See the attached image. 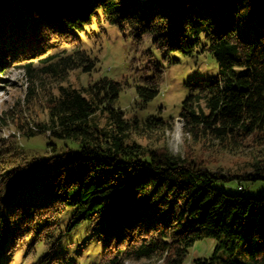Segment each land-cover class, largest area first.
I'll list each match as a JSON object with an SVG mask.
<instances>
[{"label": "trees", "instance_id": "1", "mask_svg": "<svg viewBox=\"0 0 264 264\" xmlns=\"http://www.w3.org/2000/svg\"><path fill=\"white\" fill-rule=\"evenodd\" d=\"M92 25L115 27L135 49L147 41V58L151 48L168 63L178 60L173 53H209L217 72L189 83L178 114L183 132L227 152L249 138L264 145V0H0V64L14 55L28 76L89 72L94 61L80 45ZM35 62L41 66L33 69ZM161 81L158 68L139 77L137 107L159 93ZM125 84L107 76L80 88L61 84L46 96L44 119L16 117L20 136L73 139L79 151L30 166L0 159L9 179L0 191V249L41 247L40 255L50 254L40 264H183L188 247L212 237L210 256L188 264H264V193L231 194L214 185L264 180V157L256 152L240 172L213 171L164 142L142 144L137 138L159 141L170 117L126 116L114 106ZM14 135L1 140L17 147ZM69 249L75 261L64 260Z\"/></svg>", "mask_w": 264, "mask_h": 264}, {"label": "rangeland", "instance_id": "2", "mask_svg": "<svg viewBox=\"0 0 264 264\" xmlns=\"http://www.w3.org/2000/svg\"><path fill=\"white\" fill-rule=\"evenodd\" d=\"M92 30L87 31L88 38L81 39V47L93 59V67L89 72H82L79 69L55 72L35 71L34 75L28 76L26 66H14L18 62L17 56H12L3 64H0V159L4 166L9 164V159H16L22 165L45 164L62 158L69 153L79 151V144L73 139H53L47 134H35L28 138L19 135L16 128V117H22L21 121H29L31 115L40 119L46 117V96L57 91V86L69 84L80 88L89 81H94L100 76H107L113 79H126L128 84L119 91L114 106L124 111L126 116L136 115L140 120L154 115L164 119L169 118L171 128L160 135L159 141L149 142L145 138H137L142 144L154 143L160 145L165 143L168 150L181 156L199 158L211 170L240 172L249 168L251 157L259 152L264 157V145H252L250 138L244 142V147L230 152L219 150L203 140H191L183 132V124L178 117L181 101L189 91V83H193L201 78H208L216 75L217 66L214 58L207 52L194 51L189 55L173 53L178 60L168 63L162 58V54L155 48H151V57L147 58L142 50L147 49V41L135 49L128 37L115 27L105 26L103 31H99L92 25ZM249 37L254 36L247 28ZM147 39V36L144 37ZM52 46V45H49ZM50 48V47H49ZM43 50L40 54H44ZM26 56L24 61L36 60L41 55ZM3 56L0 57V59ZM8 58V57H7ZM41 66L40 63H33L31 68ZM154 68L160 70L161 84L160 90L144 107H137L135 104V83L139 77L150 75ZM6 70V72H1ZM15 135L11 138L15 140L17 147H11L9 134ZM12 150V151H11ZM11 151V152H10ZM256 157V156H255ZM21 165V167H22ZM28 168V167H27ZM2 171V168H0ZM7 175L0 174V191L8 187ZM218 190H223L231 194H243L257 197L264 193V180L230 179L214 183ZM216 244V239L209 237L196 240L187 248L183 264H188L197 258L210 256ZM25 243L23 246L1 248L0 264H40V258L46 257L50 252L47 250L43 254L41 247L32 246ZM83 252V257L86 255ZM64 260L75 261L79 256L70 249L65 252ZM96 259V258H95ZM120 264H161L160 260L154 259H126Z\"/></svg>", "mask_w": 264, "mask_h": 264}]
</instances>
